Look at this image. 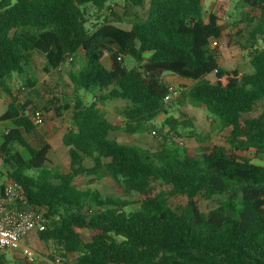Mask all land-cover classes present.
<instances>
[{"label": "trees", "instance_id": "trees-1", "mask_svg": "<svg viewBox=\"0 0 264 264\" xmlns=\"http://www.w3.org/2000/svg\"><path fill=\"white\" fill-rule=\"evenodd\" d=\"M111 1L0 0V90L9 98L0 121L12 123L2 133L0 157L7 177L23 185L27 204L45 209L39 240L52 244L51 260L72 254L75 264H264V166L241 154L264 155V48L257 45L264 38V0L239 1L251 10L245 20L259 21L250 46L240 45L250 51L252 73L220 66L211 40L232 35L225 34L217 14L204 20L205 0H124L126 16L143 10L130 29L104 18L90 30V9L100 18ZM79 53L78 69L68 73L73 100H56L54 109L57 117L71 113L72 126L62 136L70 158L63 173L48 166L49 143L34 147L28 140L37 129L28 107L36 106L21 96L34 81L18 87L10 81L14 73L24 74L33 54L44 57V72L50 73L69 58L75 64ZM105 53L111 69L102 63ZM119 56L131 57L136 66L126 69ZM165 74L193 82L178 101L204 107L213 131H229L228 147L207 145L211 136L193 130L185 137L200 144L199 153L174 142L192 123L183 113L182 119L169 117ZM95 89L102 94L91 104L79 94ZM114 100L131 102L122 126L102 113L101 106ZM161 119L160 130L167 131L157 149L110 138L115 132L156 131ZM79 177L92 184L77 186ZM104 179H112L116 196L103 195L93 183ZM217 196L223 200L215 209L200 210L201 198ZM179 197L186 204L177 211L169 199ZM132 204L138 208L128 212ZM81 230L90 232L89 241ZM5 261L0 250V264Z\"/></svg>", "mask_w": 264, "mask_h": 264}, {"label": "rangeland", "instance_id": "rangeland-1", "mask_svg": "<svg viewBox=\"0 0 264 264\" xmlns=\"http://www.w3.org/2000/svg\"><path fill=\"white\" fill-rule=\"evenodd\" d=\"M11 1L14 3L17 0ZM239 1L240 0H205L203 17L205 21H208V17L211 13L217 14L220 18V24L225 29V34L232 35V38L224 37L220 42L211 40V47L218 51L220 66L226 69L237 68L245 73H252L253 69L250 66V51L249 49L243 50L240 45H247V47L250 46L247 44V40L250 37V32L258 26L259 21L255 20L252 23L247 22L244 17L250 13L251 10L248 7H242L239 5ZM124 3V0L111 1L109 3V7L103 12L100 18L96 15V12L93 9H90L92 16L88 18L87 27L90 30H94L96 26L98 27L101 25L104 18H106L108 21L116 23L125 29H130L135 20V16L139 15L141 17L143 10L135 8L132 10V16H126ZM111 4L115 5L113 9H110ZM257 45L259 48H264L263 37L260 36ZM80 60H82V53L78 55V60L75 61V64H72V62L67 60L58 69L50 73H45L43 69L45 65L44 57L38 54H33L32 63L28 68H26L24 74L19 75L14 73L10 81V84L13 87L24 85L27 79L34 81L32 87H27L24 93L23 102H29V106H32L31 102L33 100L36 108H40L43 111L45 123L42 126L37 127L36 131L28 136V140L34 147H39L44 143H49L52 150L48 156V166H57L63 173H66L69 170L70 158L68 148L63 144L62 136L66 133L68 128L72 126L71 113L67 112L62 117H57L54 109L56 106V100L61 101L62 98L67 101L73 100L74 86L70 81L68 73L78 69ZM108 60L109 54L105 53L102 63L106 68L108 67ZM123 66L129 70L136 66V62L131 57L127 56L123 60ZM165 75L164 79L169 84L175 85L181 91V94L184 93L193 83L190 80L178 78L173 75ZM208 79L213 82L215 76L212 74L208 76ZM98 93L100 94V92ZM79 94L88 104H91L94 100L93 91H81ZM0 98L2 100L0 112H2L5 109L3 101L6 100V94L0 92ZM178 99H181V95L169 104V117L182 119L183 113L187 115V119L190 120L192 124H189V127L186 130H180L183 137L175 138V143L180 145L181 148L189 150L192 154L199 153L200 144H198L194 139L185 137L190 130H193L202 135L209 134L211 136V139L206 143L207 145H221L228 147L226 143V138L229 134L228 130L213 131L211 128V118L204 107L194 106L187 99H182V103H180ZM51 102L54 106L53 108L48 109ZM130 103L131 102L128 100H114L113 102H108L106 107L102 109L106 113H113L109 117L110 122L122 126L123 117L119 115L118 112L121 110L123 112V110L130 106ZM28 108L30 109L28 111H31V108ZM257 114L258 113L254 114V116ZM163 120L164 119H161L155 122V127H157L156 135L152 134L153 131H151V129L150 131L139 135H129L124 134L123 132H115L110 135V138L115 139L122 144H138L146 148L157 149L161 146L163 136L167 131V128L160 130ZM11 127L12 123L10 121H0V147L3 144L2 133ZM45 127L48 128V131L45 130ZM18 150L25 159L30 158L28 152L24 148L19 147ZM241 154L251 159L253 163L264 166V155L257 157L254 150L243 152ZM85 165H92V161L90 159H86ZM7 171L8 169L4 166L3 162L0 161V184L3 182V176L7 177ZM6 179H4V181ZM91 181L92 180H90L89 177H79L75 184L79 187H86L92 184ZM93 183L99 186L103 195H117L112 179H104L97 182L93 180ZM135 197V195L129 197L130 201H134ZM220 200H223V197L217 196L213 200L201 198L199 204L200 210L204 213H209L218 206ZM169 203L173 209L178 211L185 206L186 198H170ZM137 208V204H132L128 206L126 210L130 212L136 210ZM80 233L84 241L90 240L91 236L89 231L81 230ZM29 244L35 248L39 255L37 262L34 264H51L50 255L53 250L51 243H43L39 240L38 236H31ZM13 253L8 252L6 254V259L8 261L14 262Z\"/></svg>", "mask_w": 264, "mask_h": 264}, {"label": "built area", "instance_id": "built-area-1", "mask_svg": "<svg viewBox=\"0 0 264 264\" xmlns=\"http://www.w3.org/2000/svg\"><path fill=\"white\" fill-rule=\"evenodd\" d=\"M114 7V4L110 5V9ZM122 60L123 58L119 56L118 61ZM68 61L72 62V59L69 58ZM179 96L180 90L175 85L169 84L163 103L168 105ZM23 97L24 94L21 96L22 100ZM27 115L37 127L45 123V116L40 108L28 111ZM152 134L156 135V131ZM46 224L45 209L27 204L23 185L7 178L0 192V250L6 254L20 251L25 264H34L39 255L29 244V239L45 231ZM5 264L16 263L6 259ZM52 264H75L74 256L72 254H68L66 258L55 256Z\"/></svg>", "mask_w": 264, "mask_h": 264}, {"label": "crops", "instance_id": "crops-1", "mask_svg": "<svg viewBox=\"0 0 264 264\" xmlns=\"http://www.w3.org/2000/svg\"><path fill=\"white\" fill-rule=\"evenodd\" d=\"M104 57V56H103ZM112 60H111V58H110V56H109V60H108V67H107V69H111L112 68ZM220 64V63H219ZM166 75H171V74H166ZM165 75V76H166ZM173 76H175V75H173ZM176 77H178V76H176ZM178 78H180V77H178ZM183 79V78H182ZM0 92H2L1 90H0ZM81 92V91H80ZM98 92H100V94L98 93ZM102 94V92L99 90V89H95L94 91H93V96H94V99L96 98V97H98V96H100ZM2 100H1V98H0V102H1ZM108 102H113V101H107L105 104H104V106H101L102 108H104V107H106V104L108 103ZM9 103V98L7 97V95H6V100L5 101H3V105H4V107H5V109L2 111V112H0V117L4 114V112L6 111V109H7V104ZM2 104V102L0 103V105ZM117 110V109H116ZM102 113L104 114V116L108 119V121L110 120L109 119V117L113 114V113H111V112H109V113H106V112H104V110L102 109ZM106 113V114H105ZM119 113V115H121L122 116V110L120 111V112H118ZM117 114V113H116ZM123 117V116H122ZM124 121V118H123V120H122V122ZM110 122V121H109ZM112 123V122H111ZM114 124V123H113ZM136 135H139V134H136ZM0 161H2L1 160V157H0ZM4 178H3V182L0 184V192H1V190H2V187H3V184H4V179H6L7 177L6 176H3ZM13 253V252H12ZM13 258H14V263H16V264H25L24 263V260L22 259V255H21V252L20 251H14V253H13ZM51 264H52V260H51Z\"/></svg>", "mask_w": 264, "mask_h": 264}]
</instances>
